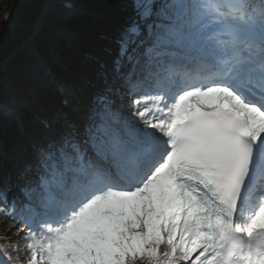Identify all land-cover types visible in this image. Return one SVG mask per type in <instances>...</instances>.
I'll list each match as a JSON object with an SVG mask.
<instances>
[{"label": "snow or ice", "instance_id": "1", "mask_svg": "<svg viewBox=\"0 0 264 264\" xmlns=\"http://www.w3.org/2000/svg\"><path fill=\"white\" fill-rule=\"evenodd\" d=\"M122 10L72 83L0 85V264H264V0Z\"/></svg>", "mask_w": 264, "mask_h": 264}, {"label": "trees", "instance_id": "2", "mask_svg": "<svg viewBox=\"0 0 264 264\" xmlns=\"http://www.w3.org/2000/svg\"><path fill=\"white\" fill-rule=\"evenodd\" d=\"M15 1L20 0H8V8ZM31 5L19 10L12 18L15 23L25 26V28L13 27L10 29L0 19V63L4 62L11 51L17 50L19 46L28 37L35 20L38 16L42 0H30ZM82 3L92 15H102L105 18L94 19L92 17H78L65 24V27L72 29L77 35L79 40L71 42V47H66L62 40L58 39L56 35L52 34L48 26L43 25V28L33 41V46L41 55L49 58V49L60 56L63 63L66 65L67 71H62L56 68L57 75L71 81L75 75L87 65H80L77 61L83 56L84 53L90 56L95 53V46L97 42L101 41L102 37L111 35L116 29V23L108 19H122L124 13L122 10V0H78ZM25 60V53L18 52L16 58H14L8 65H14ZM25 86V85H24ZM23 86V89L24 88ZM25 92V90H24ZM18 132L15 125L8 127L6 133L2 135V138L7 146L8 150L13 153L16 146L15 143L18 140ZM2 221V222H1ZM0 222L4 225L3 217L0 216Z\"/></svg>", "mask_w": 264, "mask_h": 264}, {"label": "rangeland", "instance_id": "3", "mask_svg": "<svg viewBox=\"0 0 264 264\" xmlns=\"http://www.w3.org/2000/svg\"><path fill=\"white\" fill-rule=\"evenodd\" d=\"M28 4H29V1L28 0L15 1L8 8V0H0V19H4L5 15L6 14H9V13L11 15H15L19 10H21V9L25 8L26 6H28ZM79 9H80V13L81 14H86V12L83 10V8L81 6L79 7ZM46 21L47 22L48 21L49 22H54L55 23L54 25H57V26H54V27H59L60 24H62L64 22V20L63 21L62 20H58V19L56 20L55 12L54 11H50V13L48 14V16L45 19V22ZM15 22L16 21H14V23L12 22V26L15 25V27H17V28H25V26H21V25L15 23ZM56 22H59V25H58V23L56 24ZM32 29H31V31H32ZM61 29H63V28H61ZM61 29L59 30L58 28H55L54 30H56L57 33L60 32L64 36L65 35V33H64L65 29H63V30H61ZM24 44L26 46H29L30 45L29 40L26 41ZM33 63H31V64H28L27 63V64H23V65H21L19 67H14V68L8 69L7 72L4 73L5 74L4 75L5 78H3V77L1 78V82L3 83L4 87L6 89H8V90H9V88H11V92H17V93H19L20 91L18 89V85L15 84L14 82H12L10 80V78L8 77V74L17 75L18 77L23 78L22 76L24 75L23 74L24 69H26L27 67H29L30 69H31V67L33 68ZM25 77H26V75H25ZM31 81L33 83H31L29 85V90L34 89V87H39L37 81H35V80H31ZM5 125H7L6 122L0 123V130H3L4 127H5ZM22 144H23V142L21 141L19 147H21ZM13 226H14V222H12V224H10V225H8L6 227H0V236H3L5 233H7L9 229L13 228Z\"/></svg>", "mask_w": 264, "mask_h": 264}, {"label": "bare ground", "instance_id": "4", "mask_svg": "<svg viewBox=\"0 0 264 264\" xmlns=\"http://www.w3.org/2000/svg\"><path fill=\"white\" fill-rule=\"evenodd\" d=\"M53 10H55L54 12H57V13H55V17H56V20L58 19V20H61L64 16L62 15L60 18H59V15H58V13H61V10H59L58 8L56 9H52L51 7H44V9L42 10V12H41V14H40V16H39V18H38V20H37V23H36V25H35V27H34V30H33V32H35L34 34L37 36L38 34H39V32L41 31V29L43 28V26H41V25H43V23L45 22V19H46V17L48 16V14L50 13V11H53ZM62 14V13H61ZM70 19V18H69ZM66 20V19H65ZM55 21V20H54ZM58 23V25H59V22H56V24ZM48 24H50V25H48ZM48 24H44V25H46V26H48V28H49V30H51V31H53V32H55V34L54 35H56V30H54L55 28H58L59 30H60V28L59 27H54V26H57V25H54L55 23L54 22H49ZM58 34V33H57ZM35 39V36H33L32 37V40H34ZM30 46V45H29ZM32 69L33 68H31V70H29L28 68H26L25 70H24V75L23 76H25L26 75V78H29V79H31V80H35V81H37V79H38V76L36 75V74H34L33 72H32ZM30 81V80H29Z\"/></svg>", "mask_w": 264, "mask_h": 264}, {"label": "water", "instance_id": "5", "mask_svg": "<svg viewBox=\"0 0 264 264\" xmlns=\"http://www.w3.org/2000/svg\"><path fill=\"white\" fill-rule=\"evenodd\" d=\"M24 45V44H23Z\"/></svg>", "mask_w": 264, "mask_h": 264}]
</instances>
